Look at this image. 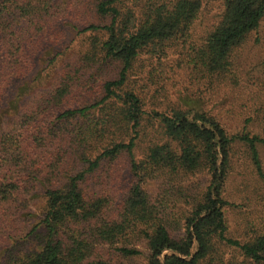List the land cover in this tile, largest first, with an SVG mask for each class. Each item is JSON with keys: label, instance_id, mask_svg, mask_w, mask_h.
Wrapping results in <instances>:
<instances>
[{"label": "trees", "instance_id": "1", "mask_svg": "<svg viewBox=\"0 0 264 264\" xmlns=\"http://www.w3.org/2000/svg\"><path fill=\"white\" fill-rule=\"evenodd\" d=\"M10 2H0V16ZM209 2L99 0L96 14L109 23L88 28L97 34L86 60L119 69L116 79L101 87L102 98L73 107L75 84L63 79L37 101L39 109L52 110L46 119L38 120L33 111L28 120L23 112L19 117L25 124L0 129V212L32 211L39 197L42 203L40 221L27 237L34 246L20 249L22 241L15 240L13 251L19 250L0 264H116L119 258H143L142 264H228L226 248L239 253L242 263L264 264V228L245 240L231 237L233 205L225 198L239 144L247 148L264 185L259 151L264 139L245 129L229 133L201 110L149 113L127 85L140 56L161 62L181 45L189 51L188 64L205 78L231 72L235 51L264 19V0H224L220 21L197 41L193 29ZM15 10L29 13L19 4ZM11 42L0 36V89L27 66ZM146 120L158 124L160 139L137 159L136 142ZM123 155L129 158L131 181L114 202L90 181ZM199 176L207 180L197 192L190 179Z\"/></svg>", "mask_w": 264, "mask_h": 264}, {"label": "rangeland", "instance_id": "2", "mask_svg": "<svg viewBox=\"0 0 264 264\" xmlns=\"http://www.w3.org/2000/svg\"><path fill=\"white\" fill-rule=\"evenodd\" d=\"M98 2L11 0L8 3L11 8L0 16V36L15 41L11 44L27 66L22 75L9 79L10 84H3L0 89V129L14 122L25 124L22 116L19 117L23 112L28 120L33 111L37 112L38 120L46 119L52 110L39 109L37 101L63 79L75 84L71 95L73 107L102 98L101 87L106 81L116 79L119 69L116 65H96L86 60L97 34L88 28L109 23V19L96 14ZM223 3L224 0L207 3L204 15L193 29L195 40L202 39L220 21ZM16 4L27 8L29 13L20 15L15 10ZM233 56L231 72L220 78H205L188 64L189 51L182 45L170 49L160 58L161 62L144 54L136 60L127 85L142 97L144 110L149 113L171 108L201 110L216 118L229 133L245 129L264 139V19ZM16 99L18 104L9 110L11 100ZM140 131L135 149L137 159H142L151 144L160 139V129L154 121L146 120ZM259 151L264 170V146ZM231 164L225 188V198L233 205L228 212L230 236L245 240L264 228V185L242 144L234 147ZM104 166L97 177L91 178L90 185L111 201L119 202L131 181L129 158L123 155ZM206 180L204 176L191 178L193 190L199 192ZM41 206L39 197L32 201V211L15 208L11 213L0 212V262L19 250L13 251L15 240L22 241L20 249L34 246L35 242L27 241V237L40 221ZM223 250L228 264H245L235 250ZM114 262L142 264L144 260L119 258Z\"/></svg>", "mask_w": 264, "mask_h": 264}]
</instances>
